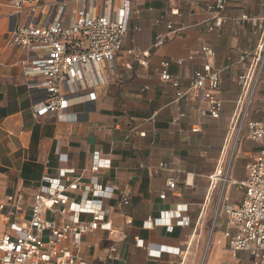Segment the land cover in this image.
<instances>
[{
    "label": "crops",
    "instance_id": "0c3cea01",
    "mask_svg": "<svg viewBox=\"0 0 264 264\" xmlns=\"http://www.w3.org/2000/svg\"><path fill=\"white\" fill-rule=\"evenodd\" d=\"M212 1L86 0L96 15L113 19L127 5L129 30L114 62L82 72L84 85L60 117L35 114L44 92L28 87L31 53L12 45L10 36L28 22L61 18L67 23L82 0H41L34 16L26 11L15 14L9 0H0V197L67 168L75 169L82 181L112 183L104 209L117 233L98 230L85 236L82 251L92 264H259L249 252L232 251L225 233L237 230L227 209L238 207L244 195L235 182L246 181V164L264 148L247 134L248 121H264V70L254 92L253 81L239 82L241 74L252 73L264 30L256 33L249 23L237 24L234 19L243 13L264 16V0H227L225 21L209 31L213 13L205 6ZM159 34L165 35V43L155 48ZM203 46L210 52L203 53ZM131 47L149 53L147 66L125 53ZM189 56L193 60L172 65L170 73L186 87L193 71L205 64L220 69L219 118L202 116L193 104L176 101L171 82L153 72L164 57ZM91 92L96 100H83ZM180 112L185 115L176 120ZM196 127L200 130L193 132ZM95 153L111 164L93 175L89 169ZM234 161L235 168L245 170L241 178L232 172ZM227 171L229 181L224 184ZM163 193L165 198L160 197ZM179 207H184L182 218L188 224L175 218L170 229L158 221L163 211ZM47 217L56 219L51 212ZM147 219L153 226L146 227ZM137 239L144 246L153 245L152 251L166 249L152 257L154 252ZM114 246L118 260L109 252Z\"/></svg>",
    "mask_w": 264,
    "mask_h": 264
},
{
    "label": "built area",
    "instance_id": "2783aa9c",
    "mask_svg": "<svg viewBox=\"0 0 264 264\" xmlns=\"http://www.w3.org/2000/svg\"><path fill=\"white\" fill-rule=\"evenodd\" d=\"M40 1L9 0L15 14L26 11L31 16H34ZM226 6L227 0H213L206 4L205 10L213 13L209 31H216L222 26ZM64 9L65 6H62L59 12L62 14ZM129 16L127 5L121 7L119 17L113 19L105 14L96 15L88 8L86 0H82L67 23L56 18L38 24L28 22L13 29L10 43L27 49L32 56L26 67L32 80L28 87L44 92V99L34 107L36 115H66L72 96L84 85L82 72L104 62H114L122 54L129 30ZM234 21L237 24L249 23L256 33L264 30V16L243 13ZM164 43L165 35L159 34L153 46L158 48ZM202 52H210V47L203 46ZM125 53L142 66L149 64V53L146 51L131 47L126 48ZM247 56H242L241 60L244 61ZM187 60H193V56L188 59L164 57L153 67V72L161 80L171 82L176 101L193 104L202 116L219 118L222 111L218 95L222 84L221 70L205 64L194 70L186 87H182L180 81L173 78L170 67L183 66ZM254 64L252 73L239 76L240 83L253 81L252 92L264 70V37L257 46ZM85 97L83 100H96L94 92ZM184 115L180 112L176 120ZM199 130L198 127L192 128L193 132ZM139 134L146 135L145 132ZM247 134L251 140L264 145V121H248ZM110 164L109 159L95 153L89 170L95 175ZM246 170V181L235 182L244 192L242 202L236 208L227 209L230 222L237 230L227 231L225 236L232 251L249 252L259 258V264H264V148L246 164ZM75 174L73 168L61 169L56 175L45 174L34 186L0 197V225L5 226L0 232V264H92L82 251L85 236L98 230L117 233L104 209V199L111 193L113 184L95 180L85 182ZM222 180L224 184L229 181L228 171ZM175 186L174 179L169 181L170 188ZM160 197L165 198L166 194ZM123 202L128 204L129 199L125 197ZM183 210L184 207H179L163 211V218L158 221L170 229L175 218L186 225L188 221L182 218ZM50 212L56 215V219L47 217ZM126 222L132 223V219L127 218ZM146 223V227L153 226L149 219ZM137 241L151 254L154 252L152 257H160L166 249L161 246L160 250L152 251L153 245L144 246L141 239ZM169 250L177 252V249ZM109 252L113 259L118 260L116 246Z\"/></svg>",
    "mask_w": 264,
    "mask_h": 264
},
{
    "label": "rangeland",
    "instance_id": "374dc122",
    "mask_svg": "<svg viewBox=\"0 0 264 264\" xmlns=\"http://www.w3.org/2000/svg\"><path fill=\"white\" fill-rule=\"evenodd\" d=\"M236 167V163L235 161L232 163V172L236 177H243L245 175V170L241 167ZM5 226L4 225H0V232H2L4 230Z\"/></svg>",
    "mask_w": 264,
    "mask_h": 264
}]
</instances>
